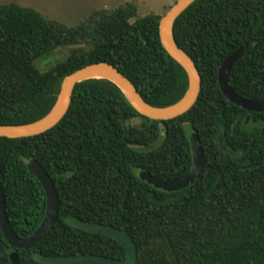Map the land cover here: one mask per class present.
Here are the masks:
<instances>
[{
    "label": "trees",
    "instance_id": "1",
    "mask_svg": "<svg viewBox=\"0 0 264 264\" xmlns=\"http://www.w3.org/2000/svg\"><path fill=\"white\" fill-rule=\"evenodd\" d=\"M161 18L139 17L136 5L126 3L68 26L30 7L0 4V126L42 119L63 79L96 63L117 68L155 108L178 103L188 77L160 42ZM172 33L200 76L197 100L185 114L150 120L113 83L87 80L74 87L54 128L33 137H0V185L19 237L39 227L46 208L27 169L30 160L47 172L59 196L57 222L34 248L14 250L0 230V264H10L12 252L21 264H40L33 252L124 259L115 240L68 226V216L126 232L135 264H264V113L230 103L218 84L223 61L244 47L229 85L244 99L264 102V0H196ZM69 47L65 61L36 69L35 61ZM193 131L203 167L190 187L164 192L138 178L140 171L164 179L186 176Z\"/></svg>",
    "mask_w": 264,
    "mask_h": 264
},
{
    "label": "water",
    "instance_id": "2",
    "mask_svg": "<svg viewBox=\"0 0 264 264\" xmlns=\"http://www.w3.org/2000/svg\"><path fill=\"white\" fill-rule=\"evenodd\" d=\"M196 0H177L173 7L159 22V38L165 51L185 70L188 77V89L184 97L176 104L166 108H155L141 97L133 84L115 67L107 63H96L83 67L65 77L61 83L57 99L52 110L42 119L21 126H0V137L19 139L40 135L54 128L66 114L74 87L87 80H106L116 85L132 106L144 117L150 120L167 121L188 112L197 100L200 91V76L191 58L178 47L173 38L172 28L175 20ZM244 47L231 53L221 64L218 71V84L223 96L232 104L242 108L247 113H264V102H255L238 96L229 85V73L233 66L242 58ZM106 76L107 78H100ZM250 120L247 116L245 124ZM220 147L222 137L218 138ZM192 165L190 172L181 178L164 179L151 176L140 171L138 178L164 192H177L190 187L199 177L202 167V150L198 135L193 131L189 137ZM4 161L0 159V174ZM28 171L40 184L46 199L45 214L39 227L28 237H19L12 229L6 214L5 199L0 185V230L5 241L14 250H29L40 243L53 229L59 212V196L51 177L32 159L27 164ZM65 223L75 229L91 233H99L115 240L125 251L123 260H113L94 255H70L49 257L39 252H33L31 258L40 264H135L136 250L132 239L126 232L109 225L89 223L73 216L65 218ZM10 264H21L16 252L9 255Z\"/></svg>",
    "mask_w": 264,
    "mask_h": 264
},
{
    "label": "rangeland",
    "instance_id": "3",
    "mask_svg": "<svg viewBox=\"0 0 264 264\" xmlns=\"http://www.w3.org/2000/svg\"><path fill=\"white\" fill-rule=\"evenodd\" d=\"M177 0H0V4L16 3L35 9L44 17L60 21L68 26L82 22L94 10H113L126 3L137 7V14L143 17L150 14L164 16ZM72 47L55 50L52 54L35 61L39 71H47L57 63L67 59ZM189 137L192 135L188 132Z\"/></svg>",
    "mask_w": 264,
    "mask_h": 264
},
{
    "label": "bare ground",
    "instance_id": "4",
    "mask_svg": "<svg viewBox=\"0 0 264 264\" xmlns=\"http://www.w3.org/2000/svg\"><path fill=\"white\" fill-rule=\"evenodd\" d=\"M100 78H107V79H110L109 77H106V76H99ZM111 80V79H110Z\"/></svg>",
    "mask_w": 264,
    "mask_h": 264
}]
</instances>
